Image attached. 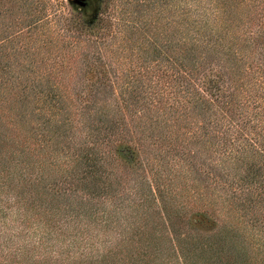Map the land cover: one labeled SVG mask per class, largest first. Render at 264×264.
<instances>
[{
	"label": "rangeland",
	"instance_id": "rangeland-1",
	"mask_svg": "<svg viewBox=\"0 0 264 264\" xmlns=\"http://www.w3.org/2000/svg\"><path fill=\"white\" fill-rule=\"evenodd\" d=\"M32 1L40 5V13L18 4L0 6V84L9 83L0 93L9 94L18 81L41 90L36 86L39 84L52 87L60 95H71L76 106L80 104L87 109L81 111L86 120L116 119L117 124H112L110 134L115 155L114 159H107V164L108 171L118 177V184L110 185L115 196L95 199L88 204L91 209H87V214L78 218H74L79 216L78 210L71 207L72 214L66 205L74 196L78 198L83 194L81 191L71 195L67 192L57 201L43 195L34 198L32 194L36 205L29 210L30 219L33 228L37 227L44 235V245H39L40 251L33 252L55 254L71 239L77 240L72 251L89 247L90 243L97 247L94 234L114 241L120 234L134 233L141 237L139 242L134 241L136 249L129 243L128 249L122 245L115 264H192L195 259L198 263L193 264H203L200 262L205 256L210 257L208 264H264V197L260 193L259 179L252 173L246 176L240 161L228 154L227 157L222 153L199 154L197 147L181 143L183 147L179 150H185L189 158L171 172L173 187L167 179L160 180L164 188L174 192H170V196L166 192L161 194L168 200V210L173 205L169 216L154 210L162 202L157 201L159 195L151 191L152 172L139 168L131 171L123 161L130 153L128 146L139 147L142 161L160 163L159 157L165 156L162 147L148 145L146 140L138 143L137 138L128 136L127 127H123L128 125V105L137 111L141 106H152L150 98L155 99L156 107L152 106L151 111L159 121L162 119L159 130L163 129L165 114L157 108L170 101L166 100V92L161 94V91L175 85L184 42L185 47L190 48L189 52L185 50V55L194 54L191 50L194 20L197 22L201 14H206L211 20L209 27H214L215 9L211 4L215 0H84L83 5L75 0ZM240 2L230 0L229 4L251 18L243 24L253 25L254 19L256 22L259 16L264 17V13L255 8V2L250 1L251 9L241 6ZM256 5L261 6L258 2ZM30 15L34 16L32 23L28 21ZM24 16L25 21H19ZM93 34L98 35V43L93 42L96 39ZM217 49L201 59L199 71L206 67L216 70L222 64L229 67L230 62L225 61V56ZM259 56L258 51L249 58L256 61ZM86 63L94 68L95 78L99 76L101 83L92 85L95 78L86 79ZM186 65L191 67L192 63L187 61ZM186 69L187 76L195 73L194 68ZM106 71L109 75L104 78L102 73ZM76 92L82 97L80 102L74 99ZM48 101L41 100L37 104L46 107ZM84 103L87 107L82 105ZM10 104L17 107L16 103ZM24 106L31 108L33 104L24 103ZM6 112L7 108L0 109V137L3 139L14 132L7 130L9 127L13 130L10 119H18L10 115L12 111L7 115ZM2 138L0 161L5 153L14 159L5 166L0 162V184L4 180L1 175L18 169L23 159L29 163L28 170L34 177L41 174L45 177L52 191L62 192L63 187H68L59 183L55 167L45 164L44 167L41 156L28 153L22 157L16 141L4 139L8 143L5 144ZM161 167L170 174L169 165ZM0 195L4 197V193ZM5 197V202H12V196ZM243 204L246 207L242 210ZM11 207L16 208L15 204ZM188 217L198 232L191 231ZM99 228L102 230L98 231ZM206 242L208 249L202 253L200 247ZM128 252L134 253L127 256Z\"/></svg>",
	"mask_w": 264,
	"mask_h": 264
},
{
	"label": "trees",
	"instance_id": "trees-1",
	"mask_svg": "<svg viewBox=\"0 0 264 264\" xmlns=\"http://www.w3.org/2000/svg\"><path fill=\"white\" fill-rule=\"evenodd\" d=\"M240 1L241 6L247 9L252 7L250 1L255 2V8L264 13V1ZM1 2V7L12 3L21 8H29L36 14L41 12L40 5L32 0ZM229 2L230 0H215L211 4L215 9L212 19L214 27H209L211 20L206 14H201L199 21L194 20V25H191L194 33L191 50L194 54L185 55V50L189 52L190 48L185 47L184 42V54L180 56L178 70L175 72V85L170 87V90L161 91V94L166 92V100L170 101L157 108H161L160 113L165 114L163 129L159 130L162 119L159 121L151 111L152 106L156 107L153 104L155 99L150 98L149 103L152 106H141L137 111L128 105V125H122L127 127L128 136L137 138L136 142L146 140L148 145L163 148L165 156L159 157L160 163H153L149 159L142 161L140 149L135 146H128L130 153L128 157L123 158L126 165L131 167V171H137L136 168H139L152 172L153 181L150 188L154 195H159L157 201L162 202V205L158 203L154 210L161 215L169 216V210L173 206L168 210V200L161 194L166 192L167 196H170L174 192L164 188L160 180L167 179V183L173 187L172 173L189 158L185 150H179V147H183L181 143L197 147L199 154L209 152L226 154V157L227 154L233 156L236 161L241 162L240 165H244L246 176L252 173L259 179L257 182L260 193L264 197V17L259 16V13L260 18L256 22L254 19L253 25L243 24L251 18L239 13ZM257 2L261 6L256 5ZM33 17L30 15V23L34 22ZM25 19L24 16L19 21L24 22ZM98 21L103 19L98 18ZM238 23L242 26L239 27ZM81 29L84 28L81 26ZM239 29V32H234ZM93 35L96 38L93 42L98 43V35ZM217 47L225 56V61L230 62L229 67L222 64L216 70L206 67L199 71L201 59L210 56L218 50ZM258 51L260 56L256 61L252 57L249 58ZM187 61L192 63L191 67H187ZM186 68H190V71L194 68L195 73L187 76ZM84 71L87 72V80L95 78L96 71L87 63ZM196 73L198 75L195 77ZM107 74L109 75L107 71L102 73V77L106 78ZM101 82L97 76L92 85ZM10 83L14 84L13 81ZM8 85L9 83H1L0 92L6 90ZM15 85L11 87L9 94L0 93V109L7 108L6 115L10 110V115L18 116V119H10L13 130L11 127L7 130L14 132L4 139L12 143L16 141L22 157L28 153L41 156L43 165L55 167L59 183L68 187H63L62 192L52 191L45 177L42 174L34 177L28 170L29 163L23 159L19 161L20 166L15 170L16 173L13 168L12 171L1 175L4 180H1L0 193H4V197L0 195V264H115V260L121 255V246L125 245L128 249L129 243L135 250L134 241L137 239L139 242L141 237H137L136 233H123L114 241H110L103 240L104 235L100 238V235L94 234L97 235V247L90 243L89 247L86 245L85 248L72 251L71 249L77 246V240L71 239L64 241L67 243L66 247H60L55 254L47 251L34 253L33 251H40L38 248L44 245V235L37 227L33 228L29 210L36 205L32 199L39 195L49 196L57 201L60 200V195L67 192L71 195L81 191L83 194H79L78 198L74 196L66 205L67 209L74 207L78 210L79 216L71 215L78 218L87 214V209H91L88 204L95 199L115 196L110 185L118 184V177L108 171L107 159H114L110 134L111 126L117 124V120H86V117L81 115V111L86 108L80 107V104L79 107L76 106L71 95H60L52 87L46 88L36 84L41 88L38 90L24 81H18ZM74 95L75 101L80 102L81 95L77 92ZM46 99L49 100L46 107L38 106L37 103ZM11 102L16 103L17 107H12ZM24 103L33 104V107H25ZM82 105L87 107L85 103ZM4 139L2 138V142L8 144ZM10 152L13 154L14 151L10 149ZM11 158L14 159L5 153L0 162L5 166ZM163 164L171 167L170 174L162 169ZM113 176L115 178L112 180ZM139 191L140 189L137 194ZM5 195L12 196L11 203L5 202ZM14 204L16 208L12 209ZM245 207L243 204L242 210ZM71 211L73 214V210ZM188 223L192 232H198L189 217ZM198 223L203 224L201 221ZM200 248L202 253H206L208 243ZM133 253L128 252L127 256ZM203 258L200 263H211L209 256ZM193 263H198V260L195 259Z\"/></svg>",
	"mask_w": 264,
	"mask_h": 264
},
{
	"label": "water",
	"instance_id": "water-1",
	"mask_svg": "<svg viewBox=\"0 0 264 264\" xmlns=\"http://www.w3.org/2000/svg\"><path fill=\"white\" fill-rule=\"evenodd\" d=\"M78 4L83 5L84 4V0H75Z\"/></svg>",
	"mask_w": 264,
	"mask_h": 264
}]
</instances>
